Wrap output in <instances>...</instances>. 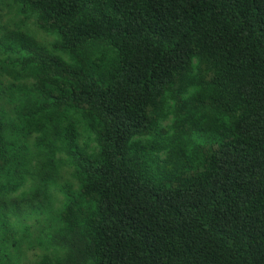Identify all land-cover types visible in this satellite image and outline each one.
<instances>
[{"label":"trees","instance_id":"1","mask_svg":"<svg viewBox=\"0 0 264 264\" xmlns=\"http://www.w3.org/2000/svg\"><path fill=\"white\" fill-rule=\"evenodd\" d=\"M0 264H264V0H0Z\"/></svg>","mask_w":264,"mask_h":264}]
</instances>
